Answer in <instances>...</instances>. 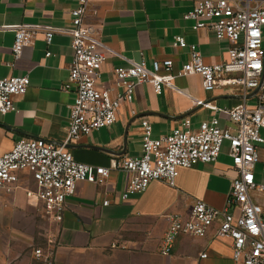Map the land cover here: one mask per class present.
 <instances>
[{
  "label": "crops",
  "instance_id": "0c3cea01",
  "mask_svg": "<svg viewBox=\"0 0 264 264\" xmlns=\"http://www.w3.org/2000/svg\"><path fill=\"white\" fill-rule=\"evenodd\" d=\"M195 1L89 0L85 21L96 27L95 40L106 55L97 85L110 88L113 94L121 92L114 70L142 59L149 67L154 59H173L175 71L188 59V46L180 49L173 45L175 35L196 45L207 63L228 59V40L218 39L210 28L194 29V21L184 17ZM77 5V0H0V78L30 77L27 92L15 99L14 109L0 113V155L20 138L56 142L66 138L75 93L62 85L73 60L72 10ZM15 24L53 30L51 44L39 33L14 60V33L2 27ZM172 84L175 88L164 86L157 93L150 82L138 83L133 98L122 102L112 125L80 136L68 148L80 162L111 167L122 157L141 154L144 121L151 123L155 138L170 133L186 118L192 130L213 117L220 127L229 126L227 109L243 101L242 95L229 87L205 90L198 74L175 76ZM255 100L248 95L245 102L254 104ZM228 152L226 140L216 161L180 168L175 185L153 180L143 192L131 193L126 199L121 194L128 175L112 167L104 183L76 184L66 200L63 219L57 223L47 220L41 203L27 195L35 184L28 172H22L19 188L12 193L0 191V227L8 230L4 223L8 216H41L49 225L48 238H56V258L46 263L19 252L13 261L3 257L0 264H234L231 240L214 237L216 226L203 237L180 234L170 254L161 252L170 215L187 217L197 198L217 208L226 206L236 176ZM260 156L263 160V149ZM255 174L256 180L264 183L262 162ZM203 252L207 253L204 258L200 256Z\"/></svg>",
  "mask_w": 264,
  "mask_h": 264
},
{
  "label": "built area",
  "instance_id": "2783aa9c",
  "mask_svg": "<svg viewBox=\"0 0 264 264\" xmlns=\"http://www.w3.org/2000/svg\"><path fill=\"white\" fill-rule=\"evenodd\" d=\"M72 10L75 27L71 42L73 60L64 90H73L66 138L61 142L45 138H20L11 150L0 155V191L14 192L19 188L22 172H28L35 189L27 195L42 205L47 220L63 219L66 200L80 181L104 183L111 168L124 170L128 181L122 199L131 193L143 192L153 180L175 185L180 168H192L199 163L216 161L224 141L229 142V155L236 176L233 178L226 206L214 207L195 199L187 217L169 216V227L162 238L161 252L170 254L180 234L206 236L214 226V237L231 240L234 264H264V183L256 180L255 169L264 150V0H196L185 18L194 21V29H213L218 39L230 43L225 61L207 63L196 45H188L181 35L174 36L177 48L188 46V59L174 71L173 59H154L149 67L145 59L114 70L115 84L121 92L97 85L105 50L95 40L97 29L85 21L89 0H77ZM252 2L254 3L253 5ZM14 33L12 54L20 58L26 45L42 33L46 43L52 42L53 30L42 31L24 24L3 26ZM51 52L47 51L46 56ZM198 74L205 90L225 86L239 92L243 101L227 109L229 126L220 127L217 118L202 121L197 130L190 120L168 134L153 137L149 121L142 123V152L138 156L122 157L113 166H96L78 161L68 148L82 135L112 125L125 100L133 98L135 87L150 82L157 93L164 86L173 87L175 76ZM28 74L0 78V113L14 109L16 98L27 92ZM255 97L247 104L246 97ZM108 204L109 200H104ZM56 238L49 236L44 247L34 249V257L46 263L55 258ZM206 257L207 253L200 254Z\"/></svg>",
  "mask_w": 264,
  "mask_h": 264
},
{
  "label": "rangeland",
  "instance_id": "374dc122",
  "mask_svg": "<svg viewBox=\"0 0 264 264\" xmlns=\"http://www.w3.org/2000/svg\"><path fill=\"white\" fill-rule=\"evenodd\" d=\"M258 198L263 202L262 196ZM4 223L8 230L0 227V262L3 257L13 261L19 252L22 256L29 255L38 260L33 251L47 244L49 234V225L45 219L38 215L26 214L18 218L8 216Z\"/></svg>",
  "mask_w": 264,
  "mask_h": 264
}]
</instances>
